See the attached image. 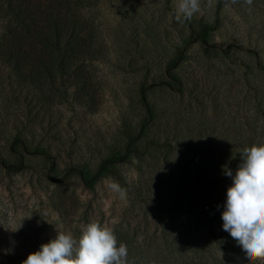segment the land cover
<instances>
[{
    "label": "rangeland",
    "instance_id": "1",
    "mask_svg": "<svg viewBox=\"0 0 264 264\" xmlns=\"http://www.w3.org/2000/svg\"><path fill=\"white\" fill-rule=\"evenodd\" d=\"M214 3L202 0L182 24L173 0H83L103 54L53 86L19 79L0 58V158L22 165H0V264H22L57 230L79 237L89 222L127 245L128 264L189 262L188 231L207 262L229 255L216 234L232 184L222 166L235 174L240 151L264 144V0ZM204 25V39L192 40ZM179 49L170 89L165 67ZM149 83L152 116L135 141L138 154L91 187L64 175L73 166L93 171L123 150L146 118L138 89ZM109 180L127 189L125 200ZM225 241L236 242L229 233Z\"/></svg>",
    "mask_w": 264,
    "mask_h": 264
},
{
    "label": "trees",
    "instance_id": "2",
    "mask_svg": "<svg viewBox=\"0 0 264 264\" xmlns=\"http://www.w3.org/2000/svg\"><path fill=\"white\" fill-rule=\"evenodd\" d=\"M82 1L0 0V58L15 69L19 79L33 83L47 81L52 85L56 79H63L78 69L84 60L102 56L99 31L89 18L82 16ZM208 28L207 25L202 26L201 33L192 40L204 39ZM181 59L182 49L176 50L165 67L168 80L162 83L170 89L175 88L176 84L178 86V80L171 70ZM152 84L141 85L138 89L146 118L140 123L138 132L126 141L123 150L120 153L111 152L93 171L84 166H73L65 169L64 175L73 173L84 187H91L99 178L114 175V165L127 162L130 156L138 154L135 141L152 116L144 91ZM0 165L13 171L22 167L20 162L9 164L1 158ZM188 232L186 246L192 250V257L185 263L180 259L179 264H213L206 261L204 251L193 241L191 231ZM216 234L228 245L229 255L214 264H240L241 259L246 257L242 249L236 242L225 241L228 232L222 230Z\"/></svg>",
    "mask_w": 264,
    "mask_h": 264
},
{
    "label": "clouds",
    "instance_id": "3",
    "mask_svg": "<svg viewBox=\"0 0 264 264\" xmlns=\"http://www.w3.org/2000/svg\"><path fill=\"white\" fill-rule=\"evenodd\" d=\"M203 2L209 8L215 6L214 0ZM239 2L224 0V5L230 7ZM244 3L251 7L253 0H244ZM201 8L202 0H173V15L182 24L190 22ZM239 155L241 162L235 174L227 165L222 166L223 174L232 180L221 213L222 227L248 261H264V144L244 147ZM128 182L131 183V179ZM106 187L120 200L127 198V189L118 182L109 180ZM19 228L7 230L16 232ZM127 257V245H118L111 229L89 222L81 229L79 237L57 230L54 239L41 244L22 264H128Z\"/></svg>",
    "mask_w": 264,
    "mask_h": 264
}]
</instances>
